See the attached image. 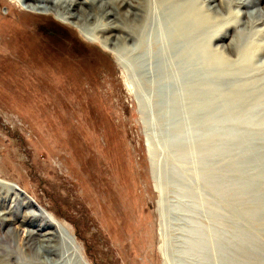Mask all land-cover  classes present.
Wrapping results in <instances>:
<instances>
[{"label": "rangeland", "instance_id": "obj_1", "mask_svg": "<svg viewBox=\"0 0 264 264\" xmlns=\"http://www.w3.org/2000/svg\"><path fill=\"white\" fill-rule=\"evenodd\" d=\"M175 3L211 22L197 45L230 65L264 43V0ZM172 9L148 25V59L134 40L107 49L53 12L17 13L0 0V264H264V185L226 182L264 152V131L206 155L190 125L201 121L192 92L211 85H193L203 74L181 67L189 59ZM236 20L233 47L232 36L211 39ZM261 77L264 69L226 87ZM195 228L228 240L187 253Z\"/></svg>", "mask_w": 264, "mask_h": 264}, {"label": "bare ground", "instance_id": "obj_2", "mask_svg": "<svg viewBox=\"0 0 264 264\" xmlns=\"http://www.w3.org/2000/svg\"><path fill=\"white\" fill-rule=\"evenodd\" d=\"M8 1L17 13H23L25 10L53 12L60 20L79 28L88 40L103 43L107 49L118 48L119 45L122 46L120 43L126 44L128 40H134L136 54L138 53L139 57L146 58L148 56V59L151 54L148 44H146L150 42L146 33L148 25L160 27L164 21L163 15L165 18L167 15L171 16L169 10L173 8L172 16L175 18L170 20L173 22V27H171L174 30L172 31L179 39L176 37L177 42L186 43V50L181 53V57H185V60L189 59L180 65L203 74L202 78L193 77L190 80L193 85H211L204 90L196 88L192 92L194 97L192 103L199 108L197 114L201 115V121L193 120L190 125L195 137L206 141V155L215 151L220 143L228 142L230 145L249 143L254 139L253 133L264 131V77L254 80L244 78L234 87H226L228 83L238 79L241 74L250 75V73L264 69V62L261 66H255L254 62L264 50V43L251 47L253 53L249 56L246 53L242 54L237 62L230 65L232 62L226 58L217 57V54L212 51L213 48L210 47L212 45H197V40L211 22L197 18L191 10L184 11V7L174 4L175 0ZM221 1L225 3V0ZM249 1L237 0L239 4L243 5ZM260 12L263 11L260 10ZM175 13L176 15H174ZM240 22V20H236L221 29L219 28L217 33L211 35V39L225 40L232 36L226 47H233L234 41L238 42V31H235L236 33L233 35H231L232 33L229 35L228 32L233 31L232 29ZM207 39L209 38L207 37ZM133 51L135 52V49ZM162 70L164 69L162 68ZM172 113L178 118L184 116V112L180 108ZM182 119L180 123H182ZM190 125L188 124L187 127ZM190 133L180 136L188 145L191 143L192 134ZM231 170L235 175L231 182L226 181L229 187L246 188L258 183L264 185V152L253 155L250 160L239 163ZM4 183L12 185L11 182L4 181ZM28 203L31 204L29 200ZM256 212L260 213L261 211ZM54 229L55 232H50L52 234L48 236L50 240L52 237L60 236L59 231ZM191 233L193 234L192 242L186 250L187 253L195 255L207 254L211 249V244L223 247L226 242L224 240H228L227 235L216 232L212 236L213 241H210L207 239L210 237L208 232L200 228H195ZM33 235L34 233L30 231L29 237H33ZM237 241L239 245L244 242L242 236H239ZM253 246L259 248L258 244Z\"/></svg>", "mask_w": 264, "mask_h": 264}]
</instances>
